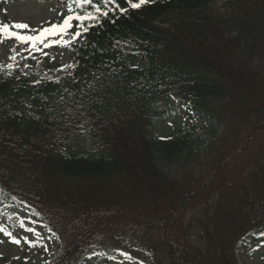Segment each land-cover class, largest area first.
I'll return each mask as SVG.
<instances>
[{
	"label": "trees",
	"instance_id": "16d2710c",
	"mask_svg": "<svg viewBox=\"0 0 264 264\" xmlns=\"http://www.w3.org/2000/svg\"><path fill=\"white\" fill-rule=\"evenodd\" d=\"M106 7L75 21L94 26L69 49L71 76L34 85L0 70L3 195L30 202L62 239L53 264H76L90 244L150 264H245L235 247L264 229V0ZM169 100L204 124L153 136Z\"/></svg>",
	"mask_w": 264,
	"mask_h": 264
},
{
	"label": "rangeland",
	"instance_id": "374dc122",
	"mask_svg": "<svg viewBox=\"0 0 264 264\" xmlns=\"http://www.w3.org/2000/svg\"><path fill=\"white\" fill-rule=\"evenodd\" d=\"M64 15L67 13L59 0H10L0 8V24L27 23L29 28L20 31L23 34H35L33 30L48 27L53 23H61ZM75 31L73 27L68 29L69 33ZM58 38L59 36L45 37V42ZM80 39L81 36L77 38V41ZM77 41H73V43ZM37 48L39 51H34L28 42L20 43L15 38H7L0 34V67L7 68L8 64L17 62L23 70L33 72L35 64L45 59L57 62L59 69L63 65L72 63V58L65 47L53 45L50 48H45L43 43H38ZM13 56H15V60L11 59ZM25 63L28 65L27 68L24 67ZM159 109H167V111L156 119L152 130L153 136L175 135L190 128L195 122L199 124L198 128L203 124V120L199 119L196 114L187 113L183 106L176 101L171 104V107L162 103ZM199 135L203 144L206 145L208 136L200 133ZM213 153L214 151L211 155ZM204 158L205 156L201 154L194 166L204 168ZM180 168L182 169V167H175L172 172H179ZM38 219L39 215L28 204L16 198H13L9 203L0 200V226L21 241L20 244L12 243L10 237L0 232V264H51L55 260L62 250L63 243L48 228L47 223ZM20 221H23L24 228H21ZM27 228H32L35 232L40 233V242L36 246L25 243V236L30 241L37 239L33 233L25 231ZM262 233L264 231L248 233L236 247L235 252L241 261L246 264H264V235ZM45 246L47 250H45ZM93 249L94 247L89 248L82 254L78 264H149L130 255L125 257L122 255L125 252L117 251L112 256H103L102 252ZM110 257H114V259H110ZM163 264H166L165 260Z\"/></svg>",
	"mask_w": 264,
	"mask_h": 264
},
{
	"label": "snow or ice",
	"instance_id": "6c2138e0",
	"mask_svg": "<svg viewBox=\"0 0 264 264\" xmlns=\"http://www.w3.org/2000/svg\"><path fill=\"white\" fill-rule=\"evenodd\" d=\"M152 0H138V2H133V0H127V3L131 9H139L141 8L142 5H145L147 3H151ZM110 3H115V0H68V14L64 15L62 22L57 24L53 23L48 27H42L38 30H33L35 34H23L19 30H24L28 29L29 25L27 23L23 22H15L11 25L9 24H0V34L5 35L7 38H15L16 41L20 43H25L28 42L30 44V47L34 51H39L37 48L38 43H43L45 48H50L53 45H59L60 47H65V48H71L73 46V41H77V38L82 36L83 33H86L89 31V27L94 26V24H90L89 26L85 27L83 24L77 25V30L75 32H68V29L73 27L72 22L79 21V22H84V21H90V22H95L98 21L99 16H104L107 17L109 14V10L107 9V5ZM86 5L91 7V11H84L83 14H77L74 11V8H84ZM121 13H127L128 9L127 8H120L119 9ZM53 36H59L58 39L55 40H50L45 42V37H53ZM67 36V38H65ZM47 55V53H45ZM11 59L15 60V56L11 57ZM26 59V58H25ZM104 67H107V65H103ZM14 65L13 64H8L7 68L9 70L13 69ZM24 67L27 68L28 65L25 63ZM77 67L76 63L73 64H68V65H63L60 69L57 71H64L65 68H75ZM27 75V73H24ZM71 76V73L69 74ZM94 77L98 80L100 77L97 76L96 74H93ZM102 75V73H101ZM19 77H17L18 79ZM49 80H52L54 83H59L60 82V77L57 76L54 79L52 77H48ZM34 85H39L41 82L40 81H33L32 82ZM72 83H75V78L72 79ZM89 87H91V84H89ZM64 92L67 93L69 97L73 96V93L69 92L67 88L64 89ZM43 99H46L43 98ZM60 103H65V97L61 96L60 97ZM77 106H79L77 102ZM29 108H31V104L28 105ZM51 111V109H49ZM51 119V117H49ZM39 119V117H37ZM78 127L83 130L82 125H78ZM15 199V197H14ZM20 226L21 228H24V223L23 221H20ZM26 232L28 233H33L37 239L30 241L28 240L27 236L24 237L25 243L29 244L30 246H36L37 243L40 242V233L35 232L34 229L32 228H27L25 229ZM0 232H3L5 236L11 238V242L15 244H20L21 241L20 239H17L12 236L10 232H7L2 226H0ZM264 235V233H262ZM45 250L46 246H45ZM125 257H127V253H122ZM110 259H114V257H110Z\"/></svg>",
	"mask_w": 264,
	"mask_h": 264
}]
</instances>
